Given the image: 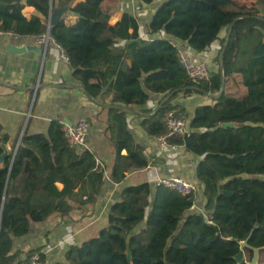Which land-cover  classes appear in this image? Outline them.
<instances>
[{"label": "trees", "instance_id": "obj_1", "mask_svg": "<svg viewBox=\"0 0 264 264\" xmlns=\"http://www.w3.org/2000/svg\"><path fill=\"white\" fill-rule=\"evenodd\" d=\"M51 1L0 0V30L35 37L48 32L51 10L68 7L77 17L73 25L60 20L50 36L67 52L74 78L87 95L111 105L107 131L115 151L114 183L149 165L144 148L128 130L126 112L114 106L141 107L151 94L175 92L156 113L145 111L142 127L154 138L167 132L166 113L178 110L172 102L180 94L217 95L225 80L222 95L196 108L189 133L170 140L201 158L196 177L204 213L191 211L194 194L148 183L125 187L111 205L106 225L94 237L69 246L55 264H251L255 248L264 264V16L231 11L232 0L164 1L150 31L164 32L195 51L219 41L221 54L232 26L224 56L218 58L222 68L210 81L195 84L171 40H140L139 22L131 14L111 26L108 0H84L73 8L76 0ZM26 7L43 18L27 19ZM231 84L235 95L228 91ZM232 123L236 126L223 127ZM18 140L10 143L0 124V144L10 145L0 168V264H30L36 254L46 262L44 247L14 251L15 239L55 215L94 204L107 183L95 155L72 149L58 120L47 133L25 131L19 146ZM3 152L0 146V156ZM245 240L247 259L238 263L235 256Z\"/></svg>", "mask_w": 264, "mask_h": 264}, {"label": "crops", "instance_id": "obj_2", "mask_svg": "<svg viewBox=\"0 0 264 264\" xmlns=\"http://www.w3.org/2000/svg\"><path fill=\"white\" fill-rule=\"evenodd\" d=\"M84 0H76L72 7ZM166 0H155L143 4L140 0H108L111 9L109 24L116 25L124 16L131 14L139 22L140 40L164 38L171 40L180 51L193 63H203L212 71L218 72L222 61H218L220 42L214 43L205 51L198 52L186 42H180L164 32L152 33L149 29L157 8ZM229 10L241 13H254L264 16V0H232ZM63 13L65 23L75 24L77 17ZM23 15L43 16L34 7H26ZM132 33V30L130 31ZM169 98L162 94H151L148 103L141 107L120 108L126 112L128 130L136 144L144 148L149 165L142 170L126 173L121 183L110 179V172L115 161V151L107 131L108 109L110 104H103L87 95L80 82L74 78L71 65L59 61V51L54 44L38 45L34 37H15L0 35V124L3 134H7L12 143L25 131L30 134L47 133L54 120L74 125L81 117H86L91 124V131L84 150H90L97 163L105 171L107 183L94 204L76 206L67 216L55 215L43 224L32 226L31 233L21 239H15L14 251L44 247L48 264H55L63 259L69 246L79 244L94 237L108 220V212L121 196L125 187L148 183L157 186L163 178H182L197 187L196 200L192 212L204 213L202 185L196 177V167L200 157L187 151L184 146L176 150L162 149L157 137H149L143 127L146 110L153 113L160 104ZM210 97L203 94H180L172 104L182 112L189 123L196 108L210 104ZM8 150L10 145H7ZM127 155V150L122 151ZM63 188L61 184L58 185ZM247 259V254H245ZM261 264V263H260Z\"/></svg>", "mask_w": 264, "mask_h": 264}, {"label": "built area", "instance_id": "obj_3", "mask_svg": "<svg viewBox=\"0 0 264 264\" xmlns=\"http://www.w3.org/2000/svg\"><path fill=\"white\" fill-rule=\"evenodd\" d=\"M0 35H11L20 37L12 31H1ZM35 42L41 46H47L48 44H54L59 51V61L65 62L70 65V60L67 52L48 34L35 36ZM180 63L187 73L188 78L195 84L208 82L212 78V71L203 63H193L188 59V56L181 52L179 53ZM165 124L167 132L157 137L160 147L162 149L176 150L179 145L170 142L172 138L185 137L189 133L186 120L177 114V111L170 110L166 113ZM63 130L66 134L69 146L72 149H85L87 140L91 131L90 121L86 117H81L74 125L63 123ZM157 186H162L170 189L181 195H195L197 187L182 178H163L157 181ZM30 264H48L42 262L40 255H34Z\"/></svg>", "mask_w": 264, "mask_h": 264}, {"label": "water", "instance_id": "obj_4", "mask_svg": "<svg viewBox=\"0 0 264 264\" xmlns=\"http://www.w3.org/2000/svg\"><path fill=\"white\" fill-rule=\"evenodd\" d=\"M51 3L53 4V0L51 1ZM51 8H52V6H51ZM68 9L69 8L67 7V8H62V9H58V10H55V11H52L51 10L50 17H49V22H48V34H50V28L52 26L56 25L60 20H62L63 13H65ZM231 28H232V26H231ZM231 28H230V30H229V32L227 34V40H226V44L224 46V49L221 52V59L224 56L225 49H226V47L228 45V42H229V39H230ZM221 68H222V65H221ZM224 92H225V80H224V78H222V84H221V92H220V94H217V95L207 94V96L210 97V98H218ZM174 94H175V92L171 93L168 96V98H171ZM164 102H162L160 104V106L156 110V112L163 106ZM114 107L119 108L120 106H114ZM120 108H123V107H120ZM235 126L236 125L234 123H232V124H224L223 125L224 128H227V127H235ZM19 143H18V146H19ZM0 146L4 150L3 154L0 156V168H1L3 166V164H4V161H5L6 157L9 156V150H8L7 146L5 144H3V143L0 144ZM16 151H17V149L15 150L14 156L16 155ZM247 247H248V240H245V241L242 242V249H241V251L239 252L238 255L235 256V259L237 260L238 263H242L245 260V248H247ZM253 251H254V255H253L251 264H260V249L255 248V249H253Z\"/></svg>", "mask_w": 264, "mask_h": 264}, {"label": "rangeland", "instance_id": "obj_5", "mask_svg": "<svg viewBox=\"0 0 264 264\" xmlns=\"http://www.w3.org/2000/svg\"><path fill=\"white\" fill-rule=\"evenodd\" d=\"M228 91H229V93H231V94H236V87H235V85L234 84H231L230 86H229V88H228ZM89 239V238H88Z\"/></svg>", "mask_w": 264, "mask_h": 264}]
</instances>
